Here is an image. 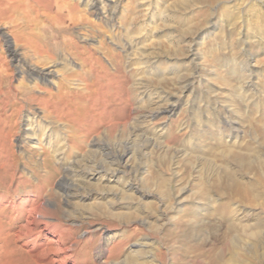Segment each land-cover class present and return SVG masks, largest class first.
I'll return each mask as SVG.
<instances>
[{"label": "rangeland", "instance_id": "1", "mask_svg": "<svg viewBox=\"0 0 264 264\" xmlns=\"http://www.w3.org/2000/svg\"><path fill=\"white\" fill-rule=\"evenodd\" d=\"M75 1L89 20L81 27L69 21L70 14L66 9H59L57 0L0 1V102H3L0 105V264H39L34 255L19 248L23 240L17 234L22 231L28 217L49 222L60 220L63 228L75 227L71 241L76 242L72 246L78 264H95L103 254L105 238L120 233L133 232L130 243L123 248L124 254L135 249L131 248V244L143 243V239L159 241L165 251L172 245L177 247L166 239L169 231L177 230L173 223L180 215L177 211L192 213L196 207L207 212L206 206L194 204L191 195L197 191L194 183H202L209 174L201 171V166L197 167L196 160L189 165L185 158L195 154L212 160L215 168L214 176L209 178L210 182L207 180L210 186L225 165L212 155H219L233 142L234 153H245L246 147H250L264 158V139L260 136L262 122L257 112L264 110V0H242L239 10L234 12L233 5L237 1L233 0H214L208 6H204L201 0H191L184 5L179 2L181 0H151L149 4L148 0H132L131 4V0ZM94 4L96 8L90 9ZM230 11L237 15L235 28L227 26ZM126 16L136 18L135 28L142 34L133 35L135 42L142 39L137 43L139 46H135L137 50L124 38L131 28L128 27L130 20L121 22V18ZM34 20L43 24L39 34L41 45L57 51L55 61L67 63L75 71L80 68L85 71L87 86L71 81L65 99L54 101L50 114L36 106L30 95H39L38 87L54 85L56 79L48 77L39 81L37 72L57 71L60 67L54 68V63H36L32 53L21 44H12L8 49L4 42L13 33L18 34L21 40L27 38L23 29L25 21L32 24ZM29 22L28 25H31ZM213 24L216 27L211 29ZM33 31L36 32L35 29ZM98 40L107 42L115 53L123 56L125 64L122 71L113 72L111 63L100 50L96 56L107 68L105 72L93 59L95 57L89 56L86 48H96ZM140 48L147 51L143 58L138 55ZM14 50L15 55L12 54ZM75 56L78 60L73 62L72 57ZM156 68H163L164 71L155 74ZM2 73L6 76L1 77ZM20 81L23 83L19 84ZM247 83H251L250 89L246 87ZM185 86L187 90H184ZM129 87L136 91L131 105L124 101ZM147 93H151L152 99L147 97ZM255 94L260 95L257 99L262 104H257L258 110L249 101L256 98ZM164 98L177 100L178 109L145 126L158 136L161 147L168 150L176 148L180 156L171 157L165 154V150L157 151L154 147L143 151L137 149L136 156L132 155L124 164V174L111 176L107 171L96 177L90 175L95 163L101 159L94 143L115 144L128 138V127L136 121L138 112L151 109V102ZM5 103L21 105L18 118L24 115L32 119L33 125L26 129H34L35 133L20 132L19 119L16 129L10 133L8 122L2 117ZM213 111H217L218 116H214ZM55 115L60 118H54ZM112 117L119 120L127 118L126 128L118 127L110 136L103 134L94 138L90 135L82 146L73 144L65 147L63 159L58 160L61 147L54 142L57 135L64 136V133L75 129L77 132H90L99 127L103 131L104 120ZM214 117H220L221 124L215 122ZM36 118L42 126H36L33 121ZM236 119L243 125L237 135L224 124ZM228 167L233 168L234 164L229 163ZM158 177L169 182L170 209L169 204L163 205L158 198L155 186L152 187L154 184L149 183L155 182ZM252 177L244 172L239 175L244 185H253L255 191L253 189L250 193L259 194L261 200L256 195L259 205L249 206L232 192L223 191L224 195H221L214 188L209 216L203 221H221L223 224L225 221L236 219L235 222H242L244 219L242 224L247 225L253 224L256 219L264 222V182H255ZM61 179L74 184L67 196L57 186ZM127 182L133 183L140 191L151 189L155 195L142 198L140 193L124 192ZM148 203L151 208H148ZM214 205L216 207L213 208ZM34 206L39 208L37 214H26L29 209L36 208ZM149 223L163 225L164 229L159 233L150 232ZM64 231L61 236L65 234L63 238H68L72 231ZM204 237L209 242L210 236ZM40 241L42 236L36 237L35 245ZM253 242L255 249L247 247L241 252L251 255L264 247V227ZM213 245L218 247L219 242ZM166 257L168 263H186L178 256ZM258 259L260 261L246 259L249 261L247 264H263Z\"/></svg>", "mask_w": 264, "mask_h": 264}, {"label": "bare ground", "instance_id": "2", "mask_svg": "<svg viewBox=\"0 0 264 264\" xmlns=\"http://www.w3.org/2000/svg\"><path fill=\"white\" fill-rule=\"evenodd\" d=\"M213 1L214 0H201L200 2L204 4V6H208ZM233 1H237V4L235 6L233 5V9H234L233 12L238 11L239 7L242 4L241 3L242 0H233ZM57 2L59 4L58 7L60 10L66 9V11L70 14L69 21L71 23L77 26H80V27L85 23H89V20L85 17V15L79 9V5L77 1L57 0ZM147 2L149 4L152 1L148 0ZM179 2L181 3V5L182 4L184 5L187 3H191V0H181ZM254 2L256 1L254 0ZM129 3L131 4L133 3V1L131 0L129 1ZM130 7L132 8V5H130ZM134 7L135 6H133V9H135ZM95 8H96V5L94 4L91 6L90 9H95ZM236 16L237 15H234L230 11L226 19L228 23L227 26L229 25V27L235 28V26L237 25ZM24 17H26V15ZM128 20H130V23L129 24L127 23L129 25L128 27L131 26V28L128 33L124 34V38L127 39L128 42L130 41L129 44L132 43L133 47L135 48V46L138 45L137 43H139L140 40L142 39L140 40L137 39L136 41L138 42H135L133 40V35L140 36L142 34L140 30H137L135 28L136 18L133 17L129 19V17L127 16L121 18L122 23L127 22ZM28 22L29 21H25L26 26H24L23 28L25 29L28 35L27 38L21 36L24 38L21 40L18 34L16 35L13 33L11 34L10 39L5 38L4 42L8 46V49L11 48L12 44L13 45L21 44L23 48L29 50L32 53V58L35 59L36 63H40L44 65L49 64V63H54L53 64L54 68L60 67V69H57V71L40 70L39 72H37L36 75H37V78H39L38 79L39 81L46 80L48 77H52V78L54 77L56 79L54 81V85L46 84V85H42L41 87H38L39 95H36L35 93L30 95L31 97L30 100L32 102H35L36 106H38L40 109L47 112V114H50L51 113L50 110L52 108L51 106L53 105L54 101L56 100L62 101L65 99L66 91L70 90L71 88V83H70L71 81L72 82L77 81L87 86L86 79L84 76L85 71L82 68L75 71L69 68L67 63L61 64L60 62L55 61L57 58V51L55 52V51L50 50V48L47 47V45H41L42 38H41V35L39 34L43 28L42 27L43 24L42 25L39 24L38 20L32 21V24L29 22L31 25H28ZM32 26L33 28H31ZM214 27H216L215 24L211 26V29H213ZM33 29H35L36 32H34ZM234 30L236 31V29ZM98 50L102 51L104 55H106V59L112 65L113 72L122 71V66H124L125 64L123 56H120L119 53L117 52L115 53V50L113 51V49L109 46L107 42L98 40L96 48L88 47L86 48V51L89 53V56L91 55V57L92 56L95 57L93 59H95L96 63L100 66V68L102 69V72H105L107 68H105V65H102L103 62H101L96 56V53L98 52ZM135 50L137 49L135 48ZM15 52H16L15 50L12 51V54L15 55ZM65 52H67L66 49H65ZM138 55L139 57H142V58L143 56L145 57L147 55V51L145 50V48H142V49L140 48ZM76 59L78 60L76 56L72 57L73 62H75ZM162 71H164L163 68L162 69L156 68L155 74L156 72L161 73ZM57 72L59 73L57 74ZM170 72H174V69H170ZM5 76L6 75L2 73L1 77H5ZM182 81H184V79ZM22 83H23L22 81L19 82V84H22ZM43 84L45 83L43 82ZM85 87L84 89H87ZM246 87L250 89L251 83L250 84L247 83ZM186 88L187 87L185 86L184 90ZM135 92L132 89V87L131 88L129 87V89H126L124 101L127 105H131ZM104 94L105 92L102 93L103 96ZM151 96H152L151 93L149 94L147 93L148 98H150ZM259 96L260 95L258 94L257 96H255L256 97L255 99L254 98H251L250 100L248 99L250 103L252 104L251 106H253V108H256V110H258L257 104L262 105V104H259L260 103L258 100L260 98ZM2 103L3 102H0V105H2ZM151 103L153 107L151 109H148L145 112L143 111L142 113H140L139 111L138 112L139 115L136 118V121L134 123L132 122L133 125L131 127L130 126L128 127L129 129V132H128L129 136H127L128 138L120 142H117V143L114 142L115 144H106L107 142L94 143L101 159L98 163H95V167L90 173V175H92L93 177H96L99 174H102V173L105 174L107 171H109V174H111V176L118 175V174H124L126 172L124 164H126L130 160L131 156L135 154L137 149H140L143 151L151 147H154L157 151L162 150L164 152L165 150V154L171 155V157L173 156L174 158H176L180 156L179 154L180 151H178V149L176 148L168 150V149L161 147L159 145L160 141L159 142L157 141L158 136L153 135V133L147 128V126H145V124H150L156 121L161 116L171 115L173 112H175L179 106L177 100L170 101L169 99L164 98L162 100L158 99L157 101H153ZM3 107H5L6 109L4 113L2 114V117L4 118V120L8 122L10 133L13 132L14 128L16 127L17 119L21 121L20 132H22L23 134L27 133L28 131L35 133L34 129L33 130L30 128L26 129V127L33 125V122L31 121L32 119L30 120L27 116H24V115L18 118L19 115L21 114V110H20L21 105L19 104L9 105L5 103ZM261 110H262L261 112L260 111H257V112L259 113L258 119L259 121L262 122V130L260 132V136L261 138L264 139V110L263 109ZM217 114H218L217 111H213L214 116H218ZM54 118L59 119L60 117L58 115H55ZM219 118L220 117H214V120L215 122H219L221 124V121ZM33 121L36 123V126H39V127L42 126L37 120V118ZM104 121L105 122L103 125V131L98 127L96 129H93L90 132H87V131L77 132V129H75V131L72 130L70 132L64 133V136L57 135L54 138L55 140L54 142L56 145L58 144L61 147L60 149L61 152L58 154V160L63 159L62 155L64 154L63 151L65 147H71L73 144H75L76 146H82L86 144L90 135L94 136V138H97L103 134L106 136H110L116 131L118 127H121L124 130V128H126L128 124L127 118H124V119L122 118V120H119V119H113L112 117V118H106ZM238 121L239 119L226 121L224 124L231 130L232 133L237 135V133L240 132V129L243 126L242 124L241 126ZM67 122H68V125L71 124L70 118L67 119ZM42 130H44V128ZM161 130L163 131V128ZM229 146L230 148L223 150L222 152L219 153V155L215 153L212 155V157L214 158L221 159L225 165L224 167L220 168L219 175L218 176L215 175V178H213V179H216L214 180L215 183H212L211 186L207 182V180L209 181L210 180L209 178L214 176L215 166H213L212 160L206 157L200 158L195 154H189L185 158L186 162L189 165H192V162L196 160L197 167L201 166L200 168H202V170L201 169L200 170L207 171V174H209L208 179L206 178L207 175L206 177H203V178H206L205 179L206 182L203 180L202 183L200 182L194 183L196 185L194 186L197 188V191L192 193L191 195V198L194 204H197V205L201 204L200 206H206L207 212L199 211L196 207L192 213L185 212V211L184 212L181 211L179 213V211H177V215L178 214L180 215L177 218V220L173 222L174 226L177 227V230H174L172 232L169 231V234L166 237V239L169 240V242H172L173 244H177V247H173L172 245L170 248L166 250L167 251L166 252L162 248L163 246H161L159 241L157 240L148 241L147 239H143L144 240L143 243L131 244V248H135V249L134 250L129 249L130 251L124 254L123 248L126 244H128L130 237L133 235V232L130 233L132 235L126 234V233H120L116 236L112 235L111 237L107 236L105 238L104 247L102 251L103 254H101L102 256L98 257V261H96L95 264H172L171 262L170 263L167 262L166 260V258H168L166 257L167 255L171 258H173L172 256H178L184 262H186L185 264H191V263H195V264H247V261L249 259L251 261L253 260L256 261V260H259L258 258H260L264 264V247H260L259 252H257L258 250L253 251L251 255L246 254L245 252H244L245 254L241 252V250L247 247L254 248L253 247L254 242L253 244L251 242L253 241L254 238L257 237L258 234L261 233V229L262 227H264V222L262 220L256 219V221L253 224H248V225L246 223L242 224L244 219L241 217H240L241 220L243 219L242 222H239L238 219H237L238 222H235L236 220L235 219L233 221H225V223L223 224L219 220L217 221H219L220 224L211 222L210 220L203 221L205 217L209 216L208 211L210 212V208H211L210 206L212 205L211 197H212V193L215 192L213 191L214 188L217 189V191L221 193V195H224L223 191L232 192L233 195L237 197L241 202L248 204L249 206L258 204V201H256L257 200L256 195L259 196V194H256L257 192H255L254 194L250 193V191L254 189L253 185L251 186L248 183L244 185L242 182H240L239 175L241 172H244L246 174H251L253 176L252 178L255 179V182H261V183L264 182V158H261L258 152H256L254 149L250 147H246L245 153H234L232 149L235 147V142H233ZM229 163L234 164V167L229 168L228 167ZM199 174L203 175L201 172ZM149 183L154 184L152 185V187L155 186L154 191L158 193L159 195L158 198L160 199V201H162L163 205L169 204L170 203L169 201L171 198L170 191L167 189V187H169V182L165 178L158 177V179H156L155 182L149 181ZM250 183L252 184V182ZM57 186L67 196L68 192L73 189L74 184L70 180L61 179L58 182ZM123 190L124 192L140 193V196L142 198H150V197L152 198L155 195L151 189L146 190V191H143V190L140 191V189H138L133 183H129V182L125 183ZM181 190L182 189H180V191ZM254 191L255 189L253 190V192ZM249 194H251L252 196L250 197ZM258 199H260V196ZM149 207H150V203H148V208ZM214 207L216 206L214 205L213 208ZM168 208L169 209L171 208L170 204L168 205ZM38 209H39L38 207L29 209L26 214H28L29 216L31 213L37 214V212L39 211ZM228 215L230 214L228 213ZM160 216L161 215H158V217ZM220 217L221 219L224 218L222 216ZM149 225H150V232L152 231L153 233H159L163 231L164 229L163 225H160V224L152 225L151 223H149ZM60 228L62 229L58 230ZM67 230L70 232L72 231V232L70 236L67 234L69 236L68 238H63V235L65 234L61 236L62 231L66 232ZM95 230L100 231L101 229L97 228ZM74 231H75V227L73 226H69L67 228L61 227L60 220H56L55 222H49L42 218L37 219L35 217L34 218L28 217L25 221V225L23 226L22 231L17 234V237L22 238L23 240L21 247H19L20 251L22 250L24 251V253L26 252L27 254H32V256L34 255L33 258L37 259L36 262H38L39 264H78L77 262L78 259L75 257L73 246H72L76 242L74 240L71 241V239L73 238L72 233ZM204 235L210 236L209 242L206 240L207 238L204 239L205 238ZM39 236H42V241H40L37 245H35L36 237H39ZM214 242H219V246L214 247L213 245ZM205 247L206 249H204ZM256 255H258L259 257H257Z\"/></svg>", "mask_w": 264, "mask_h": 264}]
</instances>
